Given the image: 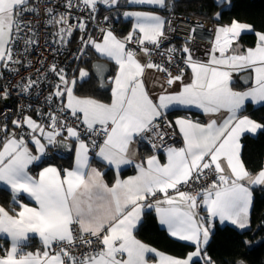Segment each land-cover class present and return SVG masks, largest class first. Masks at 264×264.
Returning a JSON list of instances; mask_svg holds the SVG:
<instances>
[{
    "label": "snow or ice",
    "instance_id": "snow-or-ice-1",
    "mask_svg": "<svg viewBox=\"0 0 264 264\" xmlns=\"http://www.w3.org/2000/svg\"><path fill=\"white\" fill-rule=\"evenodd\" d=\"M128 2L168 7L166 0ZM29 4L30 0H0V67L4 69L11 71L10 62L19 63L14 60V49L21 41L25 50L33 43L21 35L25 28L32 30V22L23 19L25 14L41 11L47 14L46 24L61 25L55 34L61 42H66V36H71L74 28L83 30L86 27L83 22L69 24L68 14H57L54 7L46 6L41 10ZM98 4L119 6V0H81L79 6L95 13ZM64 6L76 7L72 0H67ZM123 15L136 18L132 31L123 39L111 29H102L101 41L92 38L82 41L118 66L109 102L77 96L74 92L76 79L69 81L63 69H58L56 64L50 66L63 88L57 85L48 99L66 96L67 103L59 111L64 115L70 110L71 116L84 126L83 132L68 125L66 120H60L55 113L48 116L51 130H46L31 116L12 120L15 128L26 125L30 130L27 135L40 153L35 155L24 133L18 136L15 131H7V124L0 126V132L5 133L0 139V182L10 186L14 202L16 195L26 194L36 204L35 207L20 204L19 211L14 214L0 207V233L10 238V247L0 254V264H149V253H156L158 264H193V258L202 255L205 264H215L205 251L212 232L211 222L218 218L220 222L230 221L241 229L250 223L251 186H264V167L256 172L245 167L239 140L242 133H256L264 130V125L247 116L240 117L238 112L248 99L264 102V31L255 33L254 47L243 48L239 39L243 32L252 30V25L234 19L230 24L217 27L211 50L206 54L207 61L194 59L185 44L181 49L187 54L183 63L190 67L191 79L183 83V69L180 74L172 75L167 68L151 61V49L146 46L158 48L161 45L165 38V18L142 11ZM132 42L149 57L147 62L142 63L137 51L128 47ZM174 51L168 49L169 61ZM153 68L167 73L168 85L181 82L180 90L162 92L154 99L144 79L146 69ZM238 72L248 73L251 87L242 91L233 88V74ZM88 76L87 70H79L81 79ZM35 83L30 80L22 91ZM2 95L6 98L7 90ZM174 104L196 105L207 114L227 110L228 115L219 123L215 119L206 124L176 119L174 123L183 137V146L166 147V163L151 155L147 157V167L137 165V175L123 180L117 177L111 186L105 183L103 173L90 166L89 146L81 136L102 137L99 144L91 139L92 146L99 148L96 155L102 162L119 169L122 164L131 162L128 157L138 138L152 134L161 141L157 145L150 140L152 148L163 146L167 133L160 131L158 121L172 127V122L164 119V110ZM64 131L67 132L65 139L78 141L75 166L62 170L48 166L38 176L30 175L29 166L45 154L46 144L41 138L47 145L62 144L64 141H58L57 137ZM207 173H212L215 179L206 188L195 193L180 190L181 186H190L202 177L206 179ZM158 194H163V198L156 199ZM150 198L160 224L167 227L169 234L191 242L194 250L187 257L174 258L158 253L134 235L143 209L153 206L146 203ZM201 207L206 210V218L198 214L197 209ZM30 234L39 237L41 248L25 250ZM77 246H87L91 251L77 255Z\"/></svg>",
    "mask_w": 264,
    "mask_h": 264
},
{
    "label": "built area",
    "instance_id": "built-area-1",
    "mask_svg": "<svg viewBox=\"0 0 264 264\" xmlns=\"http://www.w3.org/2000/svg\"><path fill=\"white\" fill-rule=\"evenodd\" d=\"M67 0H30L29 6L37 5L41 10L47 7H54L56 13L65 12L68 14L69 24H79L83 22L85 29L74 28L71 36H66V42H61L59 37L55 34L58 32L61 25H48L46 20L49 18L47 14H25L24 21H31L32 30L27 28L21 33L25 38L31 39L33 43L27 45V50L23 41L20 46L14 49V60L19 63L9 64L11 69H2L0 73V126L7 124V131H15L19 136L24 133V138L28 143H31L30 137L27 133L30 131L25 125L23 128H15L12 125V120L21 119L23 116H32L39 124L51 130L49 125V114L55 113L60 120H66L68 125H71L79 132H83L84 126L75 117H72L70 110L62 115L59 109L65 103L59 97L48 99L51 93L56 91V86L60 84L59 77L50 71V66L56 64L58 69H63L64 73L68 69L80 62L88 54V50L93 47L88 44L85 45L82 41H87L89 38L94 40L102 39L101 30L111 29L114 34L123 39L127 36L121 35L115 22L105 16H100L98 12L91 13L80 7L81 0H72L76 7L66 8L64 5ZM165 38L158 48H153L151 45H146L151 49V61L160 64L168 69L172 75L180 74L183 69V74L187 65L183 63V59L187 54L181 51L182 47L187 44L193 53V58L201 61H207L209 58L206 54L210 52L212 43L215 38V29L218 27L212 20L205 19L199 16L188 15L183 12L170 11L165 16ZM170 22V23H169ZM195 29L193 32L192 30ZM130 32V31H129ZM128 47L140 52V46L135 42L129 43ZM168 49H175L171 54L172 58L169 61ZM146 60L149 57L146 56ZM165 85L172 87L166 83L167 73L162 72ZM36 81L35 85L27 91H22L24 85L29 81ZM19 85V86H18ZM7 90L8 95L3 98V92ZM166 121L172 122V127L168 128L166 123L158 121L161 124L160 131L167 133L163 138V146H158L155 150L152 148V143L157 145L161 141L152 134H147L144 141L155 152H165L166 147L178 145L182 141L178 130L173 121L164 115ZM5 133L0 132V139ZM38 136V134L36 133ZM67 135L64 131L61 136ZM90 146L91 154L95 155L98 147H93L91 139H96L97 144L102 142V137L92 136L91 138L85 135L81 136ZM48 155L51 152L48 151ZM215 176L212 173H207V178L202 177L199 181H194L190 186H181L180 190L191 191L195 193L201 188H206ZM207 217V213L204 214ZM214 229V228H213ZM87 239V237H85ZM91 251L87 246H77L75 252L77 255Z\"/></svg>",
    "mask_w": 264,
    "mask_h": 264
},
{
    "label": "trees",
    "instance_id": "trees-1",
    "mask_svg": "<svg viewBox=\"0 0 264 264\" xmlns=\"http://www.w3.org/2000/svg\"><path fill=\"white\" fill-rule=\"evenodd\" d=\"M167 5V9H162L165 16L170 11H177L212 20L218 27L230 24L234 19L252 25L253 30L243 33L240 37V41L245 47L254 46L257 40L255 33L264 31V0H167ZM127 7L130 6L126 3L119 7H101L98 9V14L112 19L120 34L125 35L131 30L132 25L130 20L123 17V9ZM100 58L102 57L93 48L89 49L87 56L77 64L72 65L68 71L75 70L78 73L81 68H87L90 74L87 78L78 81L76 93L109 102L111 90L107 92L98 91V81L91 71L92 62ZM112 66L115 69L114 64ZM114 69L112 75L115 72ZM234 85L238 88H244L240 82H236ZM243 112L264 125V104L259 106L247 105ZM177 114H190L202 118V113L199 111L186 108L173 109L169 115L173 117ZM144 144H146L145 141ZM50 152L51 155L44 157L41 162L35 165L34 169H39L50 163L61 164L63 169L73 166L74 152L67 153L58 146L50 148ZM242 159L251 172H256L264 167V130H261L257 135L246 134L243 136ZM91 162L104 170V176L110 184L115 181L116 173L112 168L100 162L96 156L92 157ZM133 171L134 168H128L123 170L121 175L124 176ZM252 189L254 199L248 228L239 229L228 223H216L214 226L210 241L205 246V251L207 257H210L215 264H240L241 261L243 264H264V187L254 186ZM12 194L9 188L0 184L1 204L14 206L16 203L13 202ZM135 235L138 239L160 251L178 257H184L194 249L192 244L171 237L165 229L161 228L152 207L145 210L143 220L135 230ZM8 247L9 241L0 237V252ZM30 247V244H27L25 250L31 249ZM193 264H205V257L202 255L194 260Z\"/></svg>",
    "mask_w": 264,
    "mask_h": 264
},
{
    "label": "crops",
    "instance_id": "crops-1",
    "mask_svg": "<svg viewBox=\"0 0 264 264\" xmlns=\"http://www.w3.org/2000/svg\"><path fill=\"white\" fill-rule=\"evenodd\" d=\"M124 3H126V4H127L128 6H130V7H127V8H125V9H123V14H124L125 12H129V11H142V12H151V13H154V14H158V15H160V16H162V17L165 18V15L162 13V9H164V8H161V7L157 6V5H147V4H143V5H141V4L129 3L128 0H119V6H120V5H121V6L124 5ZM166 4H167V0H166ZM119 6H105V5H102V4H98V9L101 8V7H119ZM143 7H150V8H143ZM152 8H153V9H152ZM165 8L167 9L168 7H165ZM97 12H98V11H97ZM123 17H124L126 20H130V21H131V23H132V25H131V30H130V32H131V31H132V28H133V25H134L135 22H136V18H135V17H128V16H125V15H123ZM252 30H253V28H252ZM252 30H246V31L243 32V33L251 32ZM243 33H242V34H243ZM128 34H129V32L127 33V35H128ZM242 34H241V35H242ZM99 40H100V39H99ZM101 40H102V39H101ZM239 45H240L241 47H243V48H249V47H250V46L245 47V46L241 43L240 39H239ZM234 47H235V45H234ZM251 47H254V46H251ZM93 50L95 51L94 48H93ZM95 52H96V51H95ZM96 53H97L100 57L109 60V61L111 62L112 65L114 64L115 69H114L113 66H112V67H113V69L115 70V72L113 73V75L111 74V76L109 77V82H110L111 85H112V79H113L114 76L116 75V72H117V70H118V66L116 65V62H115L114 60L109 59L108 57L103 56V55L99 54L98 52H96ZM138 58L141 60L142 63L147 62V60H146V56H145L143 53H138ZM2 69H3V68L0 67V72L2 71ZM86 69H87V68H86ZM78 73H79V70H78ZM78 73H76L75 70H73V71H71V72L68 71V72H66V73H64V74H65V77H67V79H71V77L78 75ZM243 73H245V72H238V73H234V74H233V85H232V86H233V88H234L235 90H240V91H242V90H246L248 87H251V86H252V83H250V84L247 85V86H244V85L242 84V82H241V80H240V77H241V75H242ZM89 74H90V72H89ZM183 77H184V79H183V83H189V82H190V79H191V69H190V67L187 66V68H186V70H185V72H184V74H183ZM144 79H145V83H146V86H147V88H148V91H149L150 95H151L154 99H155L157 96H159L162 92H165V91H166L167 93H175V92L179 91L180 88L182 87L181 82H176L172 87H167V86L165 85V81H164V78H163V75H162V71H158V70H156L155 68H153V69H146L145 74H144ZM78 81H79V80H78ZM78 81H77V83H78ZM236 82H240V84L243 85L244 88H238V87H236V85H234V83H236ZM77 83H76V86H77ZM76 86H75V89H76ZM61 88H63V85H62ZM75 94H76L77 96H80V97H90V96H81V95L77 94L76 91H75ZM91 98L97 99V98H95V97H91ZM59 99H61L65 104L67 103V98H66V96H64V97H59ZM98 100H100V99H98ZM101 101H102V100H101ZM262 104H264V102L256 103V102H252L250 99H248V100L245 101V104H244V106L242 107V109L238 112V116H240V117L247 116V117H249L251 120H254V121H256L257 123L262 124L260 121H258V120H256V119L250 117L249 115H247V114H245V113L243 112V110L246 108L247 105L259 106V105H262ZM176 108H186V109H192V110L199 111L200 113H202V118L195 117V116H192V115H190V114H177V115H174L173 117L170 116V115H169V114H170V111H172L173 109H176ZM164 115H168L169 118L173 121V123H174L175 120L178 119V118H186V119H190V120H192L193 122H197V123H201V124H206V123H208L209 120H211V119H215V120H217L218 123H219V122H222L223 119L227 117L228 113H227V110H221V112H219V113H215V114H207V113H205L201 108L197 107L196 105H180V104H174V105L169 106L168 109L164 110ZM31 117H32V116H31ZM32 118H33V117H32ZM33 119H34V118H33ZM34 120H35V119H34ZM174 125H175V123H174ZM262 125H263V124H262ZM175 127H176V126H175ZM45 129H46V130H49V129H47L46 127H45ZM176 129L178 130L177 127H176ZM260 131H261V130H257L256 133L245 132V133H242V134H241V136H240V140H239V143L241 144V160H242V161H243V159H242V138H243V136L246 135V134L257 135ZM178 132H179V130H178ZM37 134H38V137H39L40 134H39L38 132H37ZM179 134H180V133H179ZM180 136L182 137L181 134H180ZM60 137H61V136H58V137H57V140H58ZM63 137H67V135H65V136H63ZM41 139H42V142L46 144V150H45V154L41 157V160H40V161L35 162L33 165H30V166H29V174H30V175H33V176H38L39 172H40L43 168L48 167V166H54V167H57L58 169H61V170L63 169L62 165H61V164H58V163H50V164H46V165H44L43 167H41V168H39V169H34V167H35V165H36L37 163L41 162L42 159H43L44 157L49 156V155H48V151H50V148L58 146V144H55V145H47V142H46L43 138H41ZM67 139H71V140H73V141L75 142V146H74V163H73V166L70 167V168H65V169H71V168H73V167L75 166L76 146L78 145V141H77L75 138H67ZM85 142H86V141H85ZM86 143H87V142H86ZM28 146H29V148L32 150L33 154H35V155H40V153H38V152L36 151L35 145H34L32 142H31V143H28ZM88 146H89V144H88ZM182 146H183V137H182V141H181L180 144H178V145H174V146H172V147H182ZM58 147H59V146H58ZM98 151H99V148H98V150L96 151V153H98ZM145 152H146V153H145ZM88 155H89V164H90V166L93 167V168H96L98 171H100L101 173H103V179H104L105 183H107L109 186H111L115 181H114L112 184H110V183L107 181V179L105 178V176H104V170H102L101 168H99L97 165L92 164L91 159H92L93 156H96L100 162H102V161H101V159H100L96 154H95V155H92V154H91L90 146H89V153H88ZM151 155H156V156L158 157V159H160L161 163H166V162H167L166 151H165V152H155V151L151 150V148H150L149 146H147L146 144H144V138H143V139H139V138H138V139L133 143L131 154H130V156L128 157V158L130 159V161H131L130 163H128V164H122V165L119 167V169H117L115 165H108L107 162H103V163H105V164L107 165V167L112 168V169L115 171V173H116V178H115V180L117 179V177L123 180V179H127V178L130 177V176H135V175H137V173H138L137 165H143V166L147 167V163H146V162H147V157H149V156H151ZM243 163H244V161H243ZM244 164H245V163H244ZM245 167H246V165H245ZM128 168H134V171L131 172V173H129V174H126V175H124V176L121 175V172H122L123 170H125V169H128ZM246 168H247V167H246ZM247 169H248V168H247ZM0 184H1V185H4L5 187H7V188H9V189L11 190L10 186L4 184L3 182H0ZM254 186H260V185H253V186H251V191H252L253 199H254V194H253V189H252V188H253ZM261 187H264V186H261ZM181 191H184V190H181ZM11 192H12V190H11ZM12 193H13V192H12ZM170 194L174 195V193H173L171 190H170ZM12 195H13V197H14V193H13ZM162 198H163V194H158L157 197H156V199H162ZM13 202H14V200H13ZM14 203H16V204H15L14 206H12V207L0 203V207L5 208V210L9 211L10 214H14L15 211H19V205H20V204H28L30 207H35V206H36L35 202L32 201V200H31L26 194H24V195H16V199H15V202H14ZM146 203L149 204V205H153L152 208L154 209V211H155V213H156L155 206H154V201L150 198ZM252 207H253V204H252ZM252 207H251V209H250V215H251ZM147 208H149V207L146 206V207L143 209V211H142L141 221L143 220L144 212H145V210H146ZM197 211H198L199 216L204 217V214L206 213V210H205L203 207L197 209ZM156 215H157V219H158V223H159L160 227L163 228V229H165V230L168 232L167 227H166L165 225H161V224H160V222H159V216H158L157 213H156ZM216 223H228V224L233 225L230 221L220 222L219 219L216 218V219H214V220L211 222V225H210V226H211V229H212V232H213V228H214V226L216 225ZM139 224H140V223H139ZM139 224H138V226H139ZM249 225H250V223H249ZM249 225H248L246 228H248ZM138 226H137V227H138ZM234 226H236V225H234ZM236 227L239 228L238 226H236ZM246 228H244V229H246ZM136 229H137V228H136ZM136 229H135V230H136ZM239 229H241V228H239ZM135 230H134V235H135ZM212 232H211V235H212ZM168 234H169V232H168ZM169 235H170V234H169ZM211 235H210V238H211ZM135 236H136V235H135ZM170 236H171V235H170ZM0 237L7 239V240L9 241V247H10V238L7 237L6 234H4V233H0ZM171 237H172V236H171ZM136 238H137V237H136ZM173 238H175V239H177V240H179V241H181V242H185V243L191 244V242L180 240L178 237H173ZM137 239H138V238H137ZM138 240H140V239H138ZM140 241H141L142 243H144V244L150 246L151 248L156 249V252H158V253H162V254H164V255H166V256H171V257H174V258H185V257H187V255H188L189 253H191V252L194 250V249H193L192 251H190V252H189L186 256H184V257H178V256H174V255H171V254L165 253V252H163V251H160V250L157 249L156 247H154V246H152V245H150V244H148V243H145V242L142 241V240H140ZM209 241H210V240H209ZM26 243H27V244H30V246H31V247H30L31 249H28V250H26V251H35L36 249L42 247L41 242H40V240H39V237L36 236L35 234H30V238H29V240H28ZM0 254H2V252H0ZM198 258H200V257L193 258V261L196 260V259H198ZM148 260H149V264H158L159 257L156 255V253H149V254H148Z\"/></svg>",
    "mask_w": 264,
    "mask_h": 264
},
{
    "label": "water",
    "instance_id": "water-1",
    "mask_svg": "<svg viewBox=\"0 0 264 264\" xmlns=\"http://www.w3.org/2000/svg\"><path fill=\"white\" fill-rule=\"evenodd\" d=\"M92 75L97 79L98 86L97 90L101 92H107L111 90V83L109 82V77L113 72L112 64L109 60L100 58L96 59L92 62ZM248 73L245 72L241 75L240 80L244 86H247L251 83L249 79H247ZM66 137L61 136L58 141H64V143H58L59 148L63 149L67 153L74 152L75 142L71 139H65Z\"/></svg>",
    "mask_w": 264,
    "mask_h": 264
},
{
    "label": "rangeland",
    "instance_id": "rangeland-1",
    "mask_svg": "<svg viewBox=\"0 0 264 264\" xmlns=\"http://www.w3.org/2000/svg\"><path fill=\"white\" fill-rule=\"evenodd\" d=\"M96 41H101V40H96ZM81 69H85V70H87L88 72H89V70L88 69H86V68H81ZM73 78H75L76 79V83H77V81L79 80V81H81V80H83V79H85V78H87V77H85V78H83V79H81L80 77H79V73H78V75H76V76H73V77H71V79H68L69 81H71ZM66 79H67V77H66ZM75 86H76V84L74 85V92H75Z\"/></svg>",
    "mask_w": 264,
    "mask_h": 264
}]
</instances>
